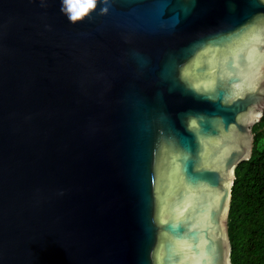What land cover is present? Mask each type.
I'll return each mask as SVG.
<instances>
[{"label": "water", "instance_id": "water-1", "mask_svg": "<svg viewBox=\"0 0 264 264\" xmlns=\"http://www.w3.org/2000/svg\"><path fill=\"white\" fill-rule=\"evenodd\" d=\"M263 108L264 0H0V264H230Z\"/></svg>", "mask_w": 264, "mask_h": 264}, {"label": "trees", "instance_id": "trees-1", "mask_svg": "<svg viewBox=\"0 0 264 264\" xmlns=\"http://www.w3.org/2000/svg\"><path fill=\"white\" fill-rule=\"evenodd\" d=\"M230 264H264V113L252 152L235 168L227 214Z\"/></svg>", "mask_w": 264, "mask_h": 264}, {"label": "flooded vegetation", "instance_id": "flooded-vegetation-1", "mask_svg": "<svg viewBox=\"0 0 264 264\" xmlns=\"http://www.w3.org/2000/svg\"><path fill=\"white\" fill-rule=\"evenodd\" d=\"M263 113H264V108H263V110H262V115H263ZM262 115H261V117L259 118V119H257V120H255V121H253L250 125H249V127H248V132L247 133H245L244 134V136L242 137V143L244 144V145H246L247 143H248V141H249V138H251V140H250V144L248 145L249 147H250V155H251V152H252V145H253V127H254V125L256 124V123H258L260 120H261V118H262ZM246 130V129H245ZM235 131H236V133L238 132L236 129H235ZM234 146V145H233ZM243 161V160H242ZM241 162V161H240ZM239 162V163H240ZM238 163V164H239ZM237 164V165H238ZM236 165V166H237ZM236 168V167H235ZM235 168H234V172H233V178H232V180L234 179V174H235ZM232 185V184H231ZM230 189H231V187H230Z\"/></svg>", "mask_w": 264, "mask_h": 264}]
</instances>
